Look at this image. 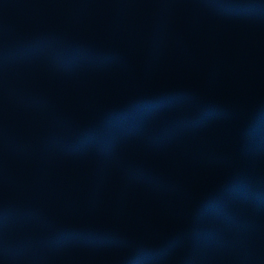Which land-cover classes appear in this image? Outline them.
I'll return each mask as SVG.
<instances>
[{
    "label": "rangeland",
    "instance_id": "obj_1",
    "mask_svg": "<svg viewBox=\"0 0 264 264\" xmlns=\"http://www.w3.org/2000/svg\"><path fill=\"white\" fill-rule=\"evenodd\" d=\"M259 1L0 0V264H158L171 251L205 264L204 231L222 234L220 264H264L263 210L227 200L244 223L233 229L209 213L226 179L264 177L239 135L264 104L262 26L230 11ZM179 90L233 116L194 135L172 123L184 111L100 125Z\"/></svg>",
    "mask_w": 264,
    "mask_h": 264
},
{
    "label": "trees",
    "instance_id": "obj_2",
    "mask_svg": "<svg viewBox=\"0 0 264 264\" xmlns=\"http://www.w3.org/2000/svg\"><path fill=\"white\" fill-rule=\"evenodd\" d=\"M230 11L242 20L257 22L262 26L259 39L261 52L264 54V1L257 3L244 2ZM227 13L229 12L227 11ZM220 107L211 99H197L195 95L185 90L162 92L151 98L136 99L129 102L122 109L113 111L112 118L109 116L110 113H108L105 118H107L108 122L112 119V122L105 124V122L101 121L100 125L104 127L105 131L123 129L125 132H130L143 125L150 124L154 119L184 111L187 114L174 118L172 123L182 134L194 135L212 128L215 124L228 122L233 114L229 115L226 110L220 109ZM239 135L247 139V142L251 145V151L264 154V104L250 122L242 128ZM82 137L85 138V134H82ZM96 137H100V135ZM96 137L90 136V141L88 142L94 141L93 139ZM157 137L158 134L155 135L156 139H158ZM212 154L209 153L211 156H216ZM221 191L224 198L222 200L217 198L209 213L214 221L229 229L244 223L243 220L233 213L232 207L227 200L232 199L243 204L253 201L254 204L264 211V177H231L222 184ZM198 236L200 237V244L196 249L202 254L204 263L220 264L218 256L214 253V248L223 242L222 234L215 231H204ZM89 242H97V239L92 238V240L87 241V243ZM109 245L113 246V244Z\"/></svg>",
    "mask_w": 264,
    "mask_h": 264
},
{
    "label": "built area",
    "instance_id": "obj_3",
    "mask_svg": "<svg viewBox=\"0 0 264 264\" xmlns=\"http://www.w3.org/2000/svg\"><path fill=\"white\" fill-rule=\"evenodd\" d=\"M241 116H242L241 114L234 116V120L238 121ZM174 255H175V253L173 251H171L170 253L165 254L157 262H158V264H175L174 263L175 262ZM222 258L227 260L226 257H222Z\"/></svg>",
    "mask_w": 264,
    "mask_h": 264
}]
</instances>
